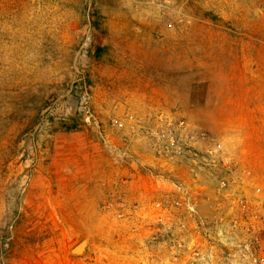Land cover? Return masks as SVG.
<instances>
[{"label":"rangeland","instance_id":"rangeland-1","mask_svg":"<svg viewBox=\"0 0 264 264\" xmlns=\"http://www.w3.org/2000/svg\"><path fill=\"white\" fill-rule=\"evenodd\" d=\"M194 131L264 189V0H0V264H238Z\"/></svg>","mask_w":264,"mask_h":264},{"label":"built area","instance_id":"built-area-1","mask_svg":"<svg viewBox=\"0 0 264 264\" xmlns=\"http://www.w3.org/2000/svg\"><path fill=\"white\" fill-rule=\"evenodd\" d=\"M193 138L205 141L209 146L198 151L176 145L173 137H170V141L177 154L188 156L196 163L207 164L226 174L218 176V192L229 200L231 231L234 235H241L238 242L230 241L232 247L229 260L237 261L238 264H264V189L247 182L246 170L240 169L238 162L227 156L222 141L204 131H194ZM191 209L194 210L193 207Z\"/></svg>","mask_w":264,"mask_h":264},{"label":"water","instance_id":"water-1","mask_svg":"<svg viewBox=\"0 0 264 264\" xmlns=\"http://www.w3.org/2000/svg\"><path fill=\"white\" fill-rule=\"evenodd\" d=\"M88 243H89V241H88L87 238L82 239L77 245H75L71 249L72 253L78 254V255H80L82 253H86L87 252V248H88Z\"/></svg>","mask_w":264,"mask_h":264},{"label":"bare ground","instance_id":"bare-ground-1","mask_svg":"<svg viewBox=\"0 0 264 264\" xmlns=\"http://www.w3.org/2000/svg\"><path fill=\"white\" fill-rule=\"evenodd\" d=\"M78 251V250H77Z\"/></svg>","mask_w":264,"mask_h":264}]
</instances>
